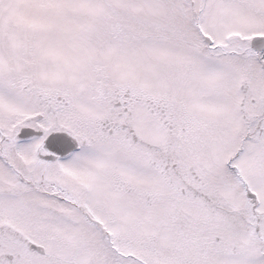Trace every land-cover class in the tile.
I'll list each match as a JSON object with an SVG mask.
<instances>
[{
	"label": "snow or ice",
	"instance_id": "6c2138e0",
	"mask_svg": "<svg viewBox=\"0 0 264 264\" xmlns=\"http://www.w3.org/2000/svg\"><path fill=\"white\" fill-rule=\"evenodd\" d=\"M0 264H264V0H0Z\"/></svg>",
	"mask_w": 264,
	"mask_h": 264
}]
</instances>
